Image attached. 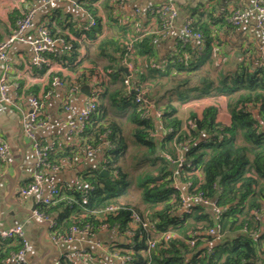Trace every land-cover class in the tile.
Wrapping results in <instances>:
<instances>
[{
    "label": "crops",
    "instance_id": "1",
    "mask_svg": "<svg viewBox=\"0 0 264 264\" xmlns=\"http://www.w3.org/2000/svg\"><path fill=\"white\" fill-rule=\"evenodd\" d=\"M254 1L71 0L59 1L51 7L43 0H0V41H5L14 31L17 18L27 10H34L25 41H12L6 49L5 61L0 65V79L5 75L7 96L6 101L0 100V136L8 146V154L0 160V228L16 225L23 228L28 241L29 264H56L61 253L79 249L110 260L109 254L98 249L96 243L118 238L114 231L103 228L89 238L77 236L72 242L54 245L45 224L30 216L37 196H22L19 188L30 181L36 161L31 140L21 125L23 114L32 109L31 98L37 97L42 102L39 115L42 125L35 130L34 139L43 146L53 145V149L60 152L72 149L78 142V131L70 130L66 122L83 109L95 91L97 103L106 107V121L120 122L127 144H133V125L127 122L124 112L116 115L118 110L111 106L115 105L111 95L122 89L121 80L128 76L122 67H126L130 79L136 80L142 75L143 81H153L151 83L158 90L153 92V96H162L157 105L170 99L175 111L173 116L181 129L191 115L201 119L211 105L215 107V120L229 125L231 117L227 97L223 94L199 96L194 88L196 82L206 81L212 88L218 87L223 79L229 82L225 76L241 64L249 70L264 66V32L256 26L258 13ZM165 4H172L176 10L174 33L160 38L152 33L161 23L154 12ZM235 10L244 14L238 25L231 24L228 18ZM91 20H96L100 28L89 37L83 31L96 27L97 23L89 25ZM186 23L204 34L205 44L200 55L191 51V48H198L192 42L187 44L178 40ZM41 26L47 27L56 41L51 46L52 51L43 52L46 61L37 66L33 64L34 52L29 40ZM130 40H134V48L124 54ZM65 44L69 51L71 46H75L77 61L80 60V64H74L73 68L62 57ZM127 54H130L128 59L125 57ZM128 64L131 69L127 68ZM116 71L121 72L119 78L108 81V75ZM81 72H86L85 77L78 80ZM186 76L194 79L186 91H165L174 85L171 80L182 81ZM54 77L61 84L52 85ZM101 79L103 86L99 85ZM159 134L161 136V130ZM104 141L86 152L83 148L81 152L84 154L80 156L76 151L72 160L61 161L59 169L48 170L41 195H47L51 185L64 192L83 188L88 183L82 176L83 172L103 169ZM175 154L178 155L177 150ZM260 216L264 221V216L257 214V218ZM118 239L123 242L122 237Z\"/></svg>",
    "mask_w": 264,
    "mask_h": 264
},
{
    "label": "trees",
    "instance_id": "2",
    "mask_svg": "<svg viewBox=\"0 0 264 264\" xmlns=\"http://www.w3.org/2000/svg\"><path fill=\"white\" fill-rule=\"evenodd\" d=\"M94 24L96 27L83 31L86 36L90 37L92 32L99 31L96 20ZM190 26L196 30L195 26ZM203 46L195 50L191 48V51L200 55ZM65 49L62 57L73 65L72 68L74 64L79 65L75 46H71L69 51V46L65 44ZM125 57L128 59L130 54ZM120 73L111 72L107 80H117ZM85 74L78 73V80H82ZM225 77L229 82L223 79L214 88L206 81L201 84L196 82L194 90H197L199 96L225 95L230 124L216 121L213 114L215 107L211 105L206 108L201 119L191 115L184 129H181L173 116L175 111L170 105V99L157 105L162 96H153V92L158 91L155 84L151 83L153 81H143L142 75L136 80L131 79L132 84L147 89L146 99L136 102V92L125 91L122 78V89L115 90L110 97L115 102L111 106L118 110L116 115L124 112L127 122L133 125L131 145L152 166L150 171L137 178L144 208L141 210L131 202L119 200L130 182L121 166L129 144L127 137L122 134L120 122L113 119L106 121V107L97 103L96 111L84 129L78 132L75 146L62 152L52 148L48 151V158L53 163H60L66 158L72 160L76 151H79L80 156L84 154L81 152L83 148L86 152L107 140L110 147L105 146L103 150L102 164L108 176H100V170L88 169L82 173L88 181L86 185L93 186L87 196H83L85 186L65 192L59 188L64 199L55 204H36L37 210L54 220L53 235L66 234L71 226L81 227L86 223L91 226V235L103 228L115 229L123 242L120 243L117 238L102 244L108 246L109 250L116 248L123 253L129 250L127 242L131 241L132 264H145L146 231L138 226L131 236L128 234L130 212L134 210L141 219L157 223L159 230L172 229L181 236L172 239L167 245L159 243L152 250L151 264H264V221L262 216L257 218V214L264 216V66L249 70L241 64ZM183 79L178 82L171 80L174 85L165 91H186L194 79L190 76ZM99 85H104L103 79ZM150 107L160 112L158 120L153 117ZM146 108L149 109L148 115L143 113ZM161 129L171 130L160 136ZM150 131L155 136H149ZM177 142L188 145L184 153L187 163L182 164L179 173V181L185 186L184 192L172 185V164L162 156L167 153L175 158ZM183 194L187 197L200 196L212 203L205 205L193 201L187 205L186 210L181 211ZM66 197L72 200L67 201ZM109 203L117 204L118 209L103 216L92 213ZM209 229H213L215 234H211ZM190 238L196 239L194 245L186 242ZM19 247L18 239H0V264L10 252ZM58 260L62 264H69L64 257Z\"/></svg>",
    "mask_w": 264,
    "mask_h": 264
},
{
    "label": "built area",
    "instance_id": "3",
    "mask_svg": "<svg viewBox=\"0 0 264 264\" xmlns=\"http://www.w3.org/2000/svg\"><path fill=\"white\" fill-rule=\"evenodd\" d=\"M59 1H71V0H43L44 3L47 5L54 7L57 2ZM254 8L258 13V20L256 26L264 32V0H255L254 1ZM161 23L159 28H157L152 33L155 36L160 38H164L170 36L174 33V26H173V19L176 15L175 7L172 4H165L162 5L160 8L155 10V12ZM34 10H27L23 15H21L16 20V26L14 31L8 36L5 41H0V65L5 61L6 58V49L8 45L14 41H25V34L31 28L32 20H33ZM229 21L233 25H238L244 18V14L240 13L239 11L235 10L232 12L231 16L228 17ZM94 21L91 20L89 25H93ZM178 40L182 43H190L192 42L196 47L201 48L203 46V34L199 30L193 29L189 23H186L182 26L181 32L178 36ZM55 39L51 36L49 30L45 26L38 27L35 32V36L32 40H29V43L32 47L34 52V61L33 64L39 66L41 63H44L46 60L43 57V52L52 51V44L55 43ZM134 40H130L126 43V51L130 52L133 50ZM128 69H131V65H126ZM134 69V68H133ZM130 71V70H129ZM136 71V69H135ZM5 75L0 79V100L6 101L7 96L5 94L6 83L4 81ZM52 85H59L61 82L57 77H54L51 81ZM125 90L127 92L134 91L136 92V102H140L144 100L145 90L146 87H140L136 84L131 83L130 76H126L124 78ZM74 89V87H73ZM97 91L91 94V97L88 98L85 106L83 109L78 112L76 115L72 116L70 119L67 120L66 126L72 130V128L76 129L78 132H81L93 113L97 109ZM31 106L32 109L28 113L23 114L21 119V125L23 132L25 135L31 140V145L33 152L35 154V166L33 172L31 174L30 181L19 188V194L22 196H37L36 204H55L56 202L64 199V195L61 194L60 189L54 185L49 187V191L47 195H41L42 188L46 181V172L48 170H57L61 166L62 162L68 160L66 158L64 161L60 163H53L50 162L48 158V151L53 148V145H41L40 142L34 139V132L37 128H39L42 123L39 119V115L42 109V102L37 97L31 98ZM66 108V105H65ZM150 111L155 119L158 120L160 116V112L153 110L150 107ZM149 109H144L143 113L148 115ZM160 126V123H159ZM192 127V126H191ZM171 129H161V136H164L168 131ZM149 136H155L154 133L151 131L149 132ZM105 145L110 147V144L107 140L104 141ZM187 143L184 142H177L176 143V150L178 155L175 158H172L167 153H163L162 156L172 164V178L173 181L171 182L172 185L180 189L181 191L185 190V186L179 181V173L180 167L183 163H187V159L184 157V153L187 150ZM8 154V146L2 140L0 136V160H4L5 155ZM93 189V186L88 184L85 185L83 190V196H87ZM184 192V191H183ZM182 209L186 210L187 205L193 201H199L205 205H211L207 199H203L200 196H185L182 195ZM67 201H71V197L65 198ZM74 201V200H73ZM75 202V201H74ZM118 209V205L114 203H109L106 206L99 208L98 210L92 211L93 214L96 216L98 215H105L109 213H113ZM217 212V211H216ZM218 214V212H217ZM30 216L34 219H37L43 222L46 225V229L49 235L50 240L54 245H59L61 243H68L72 242L75 237H91V226L86 223L81 227H77L75 225L71 226L68 229L66 234H58L53 235L54 231L52 228L55 227L54 220L50 218L48 215L41 213L36 208L33 209ZM157 223L154 221H147L141 219L139 214L132 210L130 212V231H128L129 236H131L136 230L138 226H141L147 233L148 238L146 240V250L144 255L146 256L145 264H151L152 260V250H154L159 243L163 245H167L172 239H175L178 236L177 232L172 229H167L165 231H161L156 226ZM114 233H116L115 229H113ZM210 233L215 234L213 229H209ZM117 234V233H116ZM118 235V234H117ZM217 236V235H216ZM219 237V236H218ZM217 237V238H218ZM0 239L2 240H10V239H18L20 241V247L10 252L3 260L1 264H29L27 260V248H28V241L26 240L23 232V228L20 225L12 226L9 228H0ZM196 239L190 238L187 239L186 242L190 245H194ZM129 244V250L123 251L120 253L116 248L113 250H109L108 246L102 243H96V247L104 252H107L110 257V260L102 259L100 256L95 255L89 252L86 249H79L74 252H63L61 253L57 259L56 264H62L61 260H58L61 257L68 259L69 264H132L133 263V243L131 241L127 242Z\"/></svg>",
    "mask_w": 264,
    "mask_h": 264
},
{
    "label": "rangeland",
    "instance_id": "4",
    "mask_svg": "<svg viewBox=\"0 0 264 264\" xmlns=\"http://www.w3.org/2000/svg\"><path fill=\"white\" fill-rule=\"evenodd\" d=\"M135 150L136 149L132 145H129V148L121 161V166L127 173V178L130 180V182L125 193L120 197L119 200L131 202L134 205L139 206L142 210L144 205L140 198L141 187L137 182V178L140 177L141 174L146 173V171H150L152 166L148 161L145 160L146 158H144L140 152ZM213 238H216V236Z\"/></svg>",
    "mask_w": 264,
    "mask_h": 264
},
{
    "label": "water",
    "instance_id": "5",
    "mask_svg": "<svg viewBox=\"0 0 264 264\" xmlns=\"http://www.w3.org/2000/svg\"><path fill=\"white\" fill-rule=\"evenodd\" d=\"M121 69H122L124 72H126V75H129V72H127L126 67H122ZM86 92H87V91H86ZM87 94H88V92H87ZM144 98L146 99L145 96H144ZM99 175L102 176V177H107V176H108V173H107V171H106L105 169H102V170H100ZM45 228H46V225H45Z\"/></svg>",
    "mask_w": 264,
    "mask_h": 264
}]
</instances>
